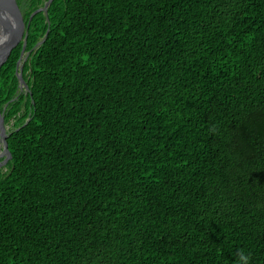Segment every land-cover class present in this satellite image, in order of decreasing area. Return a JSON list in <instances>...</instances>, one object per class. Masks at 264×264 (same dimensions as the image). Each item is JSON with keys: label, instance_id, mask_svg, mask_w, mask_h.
<instances>
[{"label": "trees", "instance_id": "trees-1", "mask_svg": "<svg viewBox=\"0 0 264 264\" xmlns=\"http://www.w3.org/2000/svg\"><path fill=\"white\" fill-rule=\"evenodd\" d=\"M47 1L29 89L23 42L0 71V264H264V0Z\"/></svg>", "mask_w": 264, "mask_h": 264}, {"label": "water", "instance_id": "water-1", "mask_svg": "<svg viewBox=\"0 0 264 264\" xmlns=\"http://www.w3.org/2000/svg\"><path fill=\"white\" fill-rule=\"evenodd\" d=\"M53 1L54 0H49L47 3H45L44 7L35 11L30 17V22L32 21L33 17L40 12H44L45 15H47L48 9ZM28 35L29 32L25 28L23 17L17 0H0V71L3 65L8 61L13 49L16 48L21 42H23V49L20 60L17 64L16 71V74L20 81L19 87L21 90L29 89L26 81L23 78L24 64L29 56V53H26ZM47 35L48 32L46 36ZM44 40L45 39L38 43L35 49H38L42 45ZM4 126V113L0 110V127L4 128ZM10 133L11 132H6L1 137L4 144V149L1 155V157H3V161L2 164H0V167L6 165L12 158L8 149L7 141Z\"/></svg>", "mask_w": 264, "mask_h": 264}, {"label": "rangeland", "instance_id": "rangeland-1", "mask_svg": "<svg viewBox=\"0 0 264 264\" xmlns=\"http://www.w3.org/2000/svg\"><path fill=\"white\" fill-rule=\"evenodd\" d=\"M5 127L7 128V133L11 132V130L13 129V122L10 123L9 125H5ZM3 149H4V144H3L2 139L0 137V152H2ZM2 161H3V157H0V164H2ZM4 166H2V167H4ZM2 167H0V168H2Z\"/></svg>", "mask_w": 264, "mask_h": 264}, {"label": "bare ground", "instance_id": "bare-ground-1", "mask_svg": "<svg viewBox=\"0 0 264 264\" xmlns=\"http://www.w3.org/2000/svg\"><path fill=\"white\" fill-rule=\"evenodd\" d=\"M6 132H7V128L5 126H4V128L0 127V137H2L3 134L6 133ZM1 155H2V152H0V157H1Z\"/></svg>", "mask_w": 264, "mask_h": 264}, {"label": "flooded vegetation", "instance_id": "flooded-vegetation-1", "mask_svg": "<svg viewBox=\"0 0 264 264\" xmlns=\"http://www.w3.org/2000/svg\"><path fill=\"white\" fill-rule=\"evenodd\" d=\"M47 2H48V1H47ZM47 2H46V3H47ZM20 91H23V90L20 89Z\"/></svg>", "mask_w": 264, "mask_h": 264}]
</instances>
